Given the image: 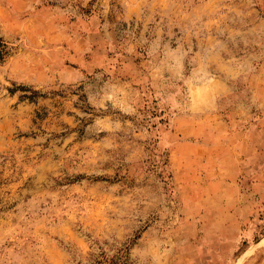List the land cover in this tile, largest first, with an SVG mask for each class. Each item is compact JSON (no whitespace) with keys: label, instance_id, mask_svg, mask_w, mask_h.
Wrapping results in <instances>:
<instances>
[{"label":"rangeland","instance_id":"374dc122","mask_svg":"<svg viewBox=\"0 0 264 264\" xmlns=\"http://www.w3.org/2000/svg\"><path fill=\"white\" fill-rule=\"evenodd\" d=\"M0 37V264H264V0H0Z\"/></svg>","mask_w":264,"mask_h":264},{"label":"trees","instance_id":"16d2710c","mask_svg":"<svg viewBox=\"0 0 264 264\" xmlns=\"http://www.w3.org/2000/svg\"><path fill=\"white\" fill-rule=\"evenodd\" d=\"M7 52H8V47H7L6 43L0 37V60H2L4 58V56L7 54ZM29 98H31V97L29 96Z\"/></svg>","mask_w":264,"mask_h":264},{"label":"bare ground","instance_id":"6f19581e","mask_svg":"<svg viewBox=\"0 0 264 264\" xmlns=\"http://www.w3.org/2000/svg\"><path fill=\"white\" fill-rule=\"evenodd\" d=\"M264 241V239L261 241V243Z\"/></svg>","mask_w":264,"mask_h":264}]
</instances>
